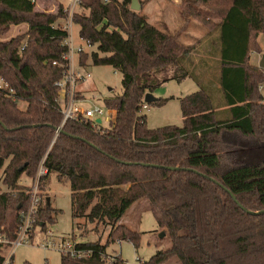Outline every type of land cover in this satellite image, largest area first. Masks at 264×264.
<instances>
[{"label":"trees","instance_id":"trees-1","mask_svg":"<svg viewBox=\"0 0 264 264\" xmlns=\"http://www.w3.org/2000/svg\"><path fill=\"white\" fill-rule=\"evenodd\" d=\"M132 1L80 0L74 24L94 50L82 53L79 63L91 59L120 73L122 94L104 99L114 112L109 129L98 131L80 117L57 133L63 115L56 83L68 64L69 35L59 23L64 6L46 13L33 0H0V77L8 84L0 90V232L15 238L30 202L21 180L33 178L43 163L42 191L54 177L70 188L73 220L94 231L110 229L106 244L82 243L93 249L90 258L61 256V264H127L120 254L110 263L103 256L122 241L140 247L142 234L121 221L142 201L171 247L141 264L174 258L181 264H264V213H249L264 211V72L249 64L254 36L264 35V0H231L208 31L218 33L217 83L200 82V90L180 99L182 126L157 129L147 126L146 95L170 81L199 82L200 75L193 46L153 26L131 9ZM22 24L25 33L4 39ZM60 212L46 198L39 224L56 223ZM71 237L77 239L74 232Z\"/></svg>","mask_w":264,"mask_h":264},{"label":"rangeland","instance_id":"rangeland-1","mask_svg":"<svg viewBox=\"0 0 264 264\" xmlns=\"http://www.w3.org/2000/svg\"><path fill=\"white\" fill-rule=\"evenodd\" d=\"M35 2L37 9L46 13H55L61 4L64 7L70 4V0H35ZM138 4L141 6L138 12L147 16L153 26L159 29L166 28L170 34L176 35L182 43L194 48L193 65L200 75H198L199 82L191 78L183 82L170 81L156 88L151 93L155 99L165 98L169 99V101L161 107L148 105V109H144V113L147 114V126L149 129L182 126L183 115L180 99L200 90V82L213 79L217 83L216 79H218L220 71L218 33L208 34V31L222 20V13L230 7L231 0H213L206 4H194L187 0H138ZM188 10L192 15L187 16L185 14ZM78 11H80L79 7ZM59 23L63 27L65 20H61ZM26 30V24L12 27L4 39L8 40L23 34ZM71 33L72 43L76 50L80 45H83L84 49H86L84 53L94 50V48H89L86 42L80 38L78 25H73ZM263 54L264 35L258 34L252 40L249 64L255 69L264 72V69L259 66ZM81 56L82 54L75 55L74 69L77 73L83 75L90 74L87 81L78 86L79 95L84 96L86 100L82 106L85 108L93 107V105L102 107L106 111L103 126L104 129H109L111 122L107 121V118L113 119L114 113L105 107L104 99L122 94V76L110 66H94L91 59L87 61L86 66L81 67L79 63ZM260 92L264 95V82L260 85ZM57 133H60L59 129ZM239 140L241 142L246 141L243 138ZM243 145L246 146V144ZM36 175L33 178L24 176L21 184L30 189ZM47 188L42 191L40 183V202L49 198L52 206L61 210L57 216V221L56 223L42 221L43 225H40L37 215L33 245L19 246L14 251L13 264H24L25 262L32 264H61V253L39 246L42 238L44 236L49 237V233L52 234L51 238L70 239L74 232L77 238L76 241L79 243L100 242L101 244H106L108 240L109 228H100L99 231H94L93 225L86 224L85 221L73 220L71 191L68 185L60 184L52 177ZM48 190L50 197L47 194ZM121 222L142 234L141 244L138 249L129 241L111 244L107 248L108 254H120L127 264H138V258L143 263L158 251L167 250L171 247L168 236L162 237L164 231L158 226L147 201L134 204ZM79 224L81 229L78 228ZM83 234L85 235L82 236ZM1 251L3 256H8L7 247H4ZM166 264L181 263L177 258H174Z\"/></svg>","mask_w":264,"mask_h":264},{"label":"built area","instance_id":"built-area-1","mask_svg":"<svg viewBox=\"0 0 264 264\" xmlns=\"http://www.w3.org/2000/svg\"><path fill=\"white\" fill-rule=\"evenodd\" d=\"M35 2V0H33ZM110 0H103L104 3H108ZM78 7H80V0H70V4L64 7L65 13V24L62 27L63 30L68 32V38L65 40V45L68 47V52L64 55V59L67 61V70L64 73V77L56 83V87L59 89L57 102L60 105L63 119L61 122L59 130L64 127L66 122L70 120H76L85 118L88 121L94 123V126H97L98 131L105 130L103 123L106 111L98 106L93 105V107L85 108L82 106L85 103L84 96L79 95L78 86L87 81L90 77V74L83 75L77 73L74 69V59L75 55H80L85 52L83 45H80L76 50L72 43V27L74 25V16L77 12ZM86 42L87 46L91 48L88 41ZM56 64V63H55ZM8 84L4 78L0 77V90L7 89ZM13 93V91L11 90ZM143 109H148V104L143 106ZM111 111V110H109ZM114 113V112H113ZM114 118V116H113ZM97 119H101L102 123L98 124ZM107 121L112 122L113 119L107 118ZM58 132V131H57ZM48 171L43 166V163L40 165L37 175L34 178V182L29 189L30 193V202L29 205L20 213V227L14 239H9L7 236L0 232V246L2 248H8V256L5 257L3 264H12L14 259V251L22 245H33L34 241V231L36 217L39 214L40 206V183L41 178L47 175ZM49 237L44 236L42 242L39 244L40 247L44 249H53L61 253L62 256L70 257L72 259H88L90 258L94 251L88 247H84L82 243L77 242L76 240L63 239V238H51L52 235L49 233ZM119 255V254H118ZM113 254L106 253L103 257L104 260L108 263L113 261V258L118 256ZM138 264L142 262L140 259H137Z\"/></svg>","mask_w":264,"mask_h":264},{"label":"water","instance_id":"water-1","mask_svg":"<svg viewBox=\"0 0 264 264\" xmlns=\"http://www.w3.org/2000/svg\"><path fill=\"white\" fill-rule=\"evenodd\" d=\"M131 9L134 10V11H140L141 6L138 4V0H133V1H132ZM259 66H260V68L264 69V54H263V56H262V58H261V61H260ZM156 100H157V99H155V98L152 96L151 93H148V94L146 95V97H145V102L148 103V104H150V103H152V102H155ZM96 122H97L98 124H101V123H102V120H101V119H97ZM61 131H62V130H59V132H61ZM170 170H175V169L170 168ZM233 199L236 200V198H235L234 196H233ZM47 202L50 203V199H49V198H47ZM249 213H250V214H256V215H259V214L264 213V211H262V212H250V211H249ZM164 236H165V233H162V237H164Z\"/></svg>","mask_w":264,"mask_h":264},{"label":"crops","instance_id":"crops-1","mask_svg":"<svg viewBox=\"0 0 264 264\" xmlns=\"http://www.w3.org/2000/svg\"><path fill=\"white\" fill-rule=\"evenodd\" d=\"M61 5H63V4H61ZM43 12V11H42ZM260 64V63H259ZM82 67V66H81ZM84 67V66H83ZM80 92V91H79Z\"/></svg>","mask_w":264,"mask_h":264}]
</instances>
